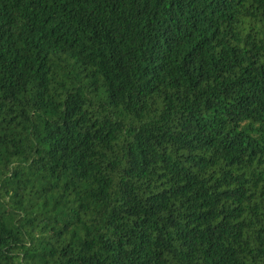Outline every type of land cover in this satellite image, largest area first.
Returning a JSON list of instances; mask_svg holds the SVG:
<instances>
[{
  "label": "trees",
  "instance_id": "obj_1",
  "mask_svg": "<svg viewBox=\"0 0 264 264\" xmlns=\"http://www.w3.org/2000/svg\"><path fill=\"white\" fill-rule=\"evenodd\" d=\"M0 264H264V0H0Z\"/></svg>",
  "mask_w": 264,
  "mask_h": 264
}]
</instances>
